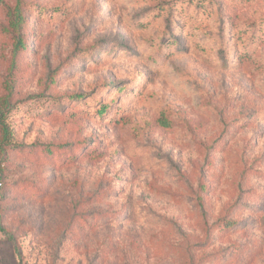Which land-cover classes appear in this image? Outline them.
<instances>
[{"label":"rangeland","instance_id":"1","mask_svg":"<svg viewBox=\"0 0 264 264\" xmlns=\"http://www.w3.org/2000/svg\"><path fill=\"white\" fill-rule=\"evenodd\" d=\"M1 110L0 264H264V0H0Z\"/></svg>","mask_w":264,"mask_h":264},{"label":"trees","instance_id":"2","mask_svg":"<svg viewBox=\"0 0 264 264\" xmlns=\"http://www.w3.org/2000/svg\"><path fill=\"white\" fill-rule=\"evenodd\" d=\"M24 40H23V38H21V37H19V38H17V41H16V47H17V49H20V48H23L24 47ZM79 96H81V94H79V95H76L75 97H79ZM2 116H3V110H1L0 111V125H1V127H2V131H3V143L4 144H9L10 143V136H9V130H8V128L5 126V123H4V121H3V119H2Z\"/></svg>","mask_w":264,"mask_h":264}]
</instances>
